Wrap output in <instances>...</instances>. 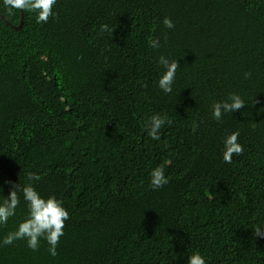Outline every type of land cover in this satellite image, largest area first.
<instances>
[{"label": "trees", "instance_id": "trees-1", "mask_svg": "<svg viewBox=\"0 0 264 264\" xmlns=\"http://www.w3.org/2000/svg\"><path fill=\"white\" fill-rule=\"evenodd\" d=\"M54 11L38 25L0 7V185L34 173L69 219L55 257L16 241L0 264H186L193 251L264 264V0H58ZM160 54L179 64L168 95L155 87ZM230 92L246 105L217 123L210 106ZM157 113L169 122L153 141ZM232 131L244 152L224 163ZM157 166L170 182L153 191ZM24 215L21 198L0 238Z\"/></svg>", "mask_w": 264, "mask_h": 264}, {"label": "clouds", "instance_id": "clouds-1", "mask_svg": "<svg viewBox=\"0 0 264 264\" xmlns=\"http://www.w3.org/2000/svg\"><path fill=\"white\" fill-rule=\"evenodd\" d=\"M58 0H0V7H3L8 14L14 15L15 12H28L32 14L36 24H47L49 18H56L57 13L54 6ZM165 29L175 28L174 21L165 16L161 20ZM148 46L159 51L162 47L161 38H152ZM79 59V57H78ZM156 64L159 68L158 76L155 80L157 90L165 95L171 94L176 81V74L179 64L176 59L170 56L160 54L156 57ZM245 78L250 73H244ZM246 105L245 100L236 92H230L224 99L213 101L210 106L211 119L217 123H222L226 114H232L242 109ZM169 121L160 114L152 115L145 130L153 141L160 139V131ZM194 125L193 130L195 131ZM239 131L228 132L221 137V158L224 163H231L233 155L240 156L244 152V147L238 142ZM40 176L29 173L28 182L20 185L17 182L5 180L0 185V227L6 225L10 218L16 217L17 209L21 205V198L25 208V215L18 220L15 229L9 231L0 238V248L13 245L16 241H24L26 247L31 251H37L41 241L46 242L47 251L50 256L57 255V246L61 237L64 236L65 222L69 219V212L63 202L55 195L43 196L32 183L38 181ZM149 187L156 191L168 185L170 180L165 175L164 168L157 166L148 174ZM8 186L7 195H4V186ZM264 225H257L254 229V235L264 238ZM186 264H206V259L198 251H193L187 257Z\"/></svg>", "mask_w": 264, "mask_h": 264}]
</instances>
